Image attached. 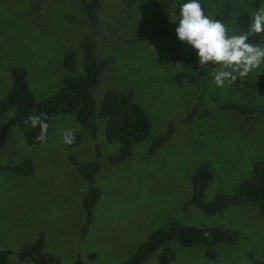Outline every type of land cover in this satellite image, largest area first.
I'll return each instance as SVG.
<instances>
[{"label":"rangeland","instance_id":"1","mask_svg":"<svg viewBox=\"0 0 264 264\" xmlns=\"http://www.w3.org/2000/svg\"><path fill=\"white\" fill-rule=\"evenodd\" d=\"M201 1L205 15L222 20L229 36L242 33L239 15L252 17V24L264 6V0H257L256 7L254 0ZM155 12L148 4L126 9L120 0H100L98 20L91 25L78 0H0V98L9 87L13 66L24 68L35 101L50 95L65 73L64 50H78L80 38L89 36L98 58L108 59L91 88L94 106L108 89L130 92L150 125L148 136L133 144L130 155L118 164L107 161L116 145L104 139L103 119L93 118L91 134L72 115L54 114L45 143L28 142L19 128L12 127L0 150V164L29 157L32 171L18 176L0 170V250L10 252L9 264H34L18 260L15 252L38 233L43 237L42 250L54 254L59 264H71L77 256L87 264H115L170 221L221 226L235 230L237 236L233 243L214 245L212 255L203 246L170 241L167 246L174 257L166 264H249L250 254L264 260V216L253 205L205 214L182 204L190 195L189 177L197 165L206 162L213 170L204 192V199L210 200L218 192H232L252 161L264 159V83L242 86L264 78V64L238 77V83L222 87L215 84L214 69H205L208 88L196 97L202 74L186 59L188 52L199 58L197 50L179 40L175 31L179 21L172 13L160 24ZM257 35L264 47V33ZM225 103L252 106V118L223 108ZM11 116L10 110L1 113L0 125ZM168 127V138L149 153L152 138ZM69 129L78 136L71 146L62 139ZM69 158L100 161L92 182L99 197L83 236L80 202L88 183ZM157 252L140 264H156Z\"/></svg>","mask_w":264,"mask_h":264},{"label":"trees","instance_id":"2","mask_svg":"<svg viewBox=\"0 0 264 264\" xmlns=\"http://www.w3.org/2000/svg\"><path fill=\"white\" fill-rule=\"evenodd\" d=\"M126 9L133 5H152L155 8V17L158 23H166L172 16L179 21L180 7L189 0H120ZM205 12L204 3L199 0ZM79 8L82 11L88 24H95L98 20V9L100 0H78ZM257 0L253 1V7L257 6ZM239 22L243 28L242 33L251 30L252 17L241 14ZM239 34V35H240ZM250 43L258 44L257 34L249 37ZM79 57V60L78 58ZM107 58H98L95 45L91 37L83 36L78 43V50L73 47L66 48L62 55L61 67L65 71L58 87L45 98L35 101L25 79V70L19 66L9 69L10 83L5 94L0 98V114L5 111H12V116L0 125V150L3 148L10 129L19 128L28 142L38 143L36 137L39 135V126L35 129L30 124H25L29 116H40L47 114L48 123L52 115L62 113L70 114L91 134L94 132L93 118L103 119V137L109 143L116 145L114 154L107 156L111 164H118L130 155L133 144L142 141L149 133V119L144 110L131 98L130 92H120L108 89L102 94L99 105L93 103L91 88L98 81L99 74L107 64ZM187 64L202 74L199 82V91L196 97L204 92L205 82L209 76L200 70L199 58L192 52H188ZM203 71V72H202ZM202 72V73H201ZM239 79L235 80L238 83ZM264 83V78L254 82H242L243 87H252ZM223 108L232 109L244 119H251L252 106L245 103H225ZM195 113V110H191ZM43 121V117H41ZM170 128L166 132L152 138L149 144V153L158 148L168 138ZM75 142L78 136L74 134ZM70 163L78 172L81 178L88 183V188L81 196V209L83 223L80 227V236L86 232L88 224L93 218L92 207L99 197V189L92 184L94 177L99 170L100 161L96 158L91 161L81 162L69 158ZM0 170H6L11 174L26 176L32 171V162L25 157L16 164H0ZM213 176L211 166L203 162L197 165L189 177L190 195L183 201V206L193 205L205 214H216L229 206L253 205L257 212L264 216V159L258 158L252 161L248 173L234 186L232 192H218L210 200L204 199V192L208 182ZM237 236L235 230L221 227H200L186 225L170 221L164 228L150 232L147 237L131 252L124 260L115 264H140L149 255L157 252L156 264H166L173 259L172 249L167 243L174 241L181 246L205 247L206 253L212 255V247L218 243H233ZM43 237L38 236L27 243L22 244L15 252L18 260L34 264H59L58 258L42 250ZM8 250H0V264H9ZM71 264H87L77 256ZM249 264H264V260L253 258L250 254Z\"/></svg>","mask_w":264,"mask_h":264},{"label":"clouds","instance_id":"3","mask_svg":"<svg viewBox=\"0 0 264 264\" xmlns=\"http://www.w3.org/2000/svg\"><path fill=\"white\" fill-rule=\"evenodd\" d=\"M175 31L180 41L197 50L200 70L214 69L217 87L224 86L226 82L233 83L238 77H246L264 64V47L248 42L253 34L264 33V6L256 11L250 31L229 36L222 20L205 15L199 0H189L180 7L179 26ZM46 120V113L29 116L25 120V124H30L33 129L39 126L37 142L47 141L49 125L44 122ZM62 139L69 146L74 144L73 130H66Z\"/></svg>","mask_w":264,"mask_h":264}]
</instances>
